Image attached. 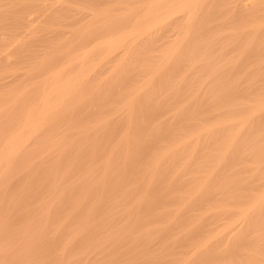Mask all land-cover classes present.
Returning a JSON list of instances; mask_svg holds the SVG:
<instances>
[{
    "label": "rangeland",
    "instance_id": "374dc122",
    "mask_svg": "<svg viewBox=\"0 0 264 264\" xmlns=\"http://www.w3.org/2000/svg\"><path fill=\"white\" fill-rule=\"evenodd\" d=\"M80 1L81 0H72V1L71 0H63L62 9L65 8V5L66 6L68 5L69 9L71 8L70 10L66 7L65 8L66 10H64V14H63V10L62 11L58 10L57 13H55L56 10L53 11L54 13L52 12V10H48L50 13H48L49 15L45 16V18H44V19H46V18L47 19L44 21V19L42 18L41 20H43V21H41V20L35 21V24L32 25V27H33L32 29H30L31 26L25 27V25H23L25 28L23 26H18V28H17V26L15 27V24L13 25V22L12 23L10 22V21H12L10 19L14 18L12 16H14L15 13H13V15H12V13H10L12 15L11 16L8 14L7 8H6V10L4 9L5 7L1 8V10L2 11L4 10L5 13L7 11L8 16L7 15L6 16L11 17V18L10 19L7 18V21H6L5 20L6 16L3 17L5 21H1L3 23L0 22V33L2 32L3 33L2 35L5 34V37L6 38L8 37L7 40H12V43L14 42L13 44H15V42H16L15 47L12 44V47L14 48V50L16 52L14 53V55H12L13 58L10 57L11 61L10 60L5 61L4 58H3V60L0 59V66H1L0 67V82H1L0 83V142L1 143H2V139L4 140V138L6 136H8L11 131L13 132L14 130H16V128L19 125L18 123H20L22 115H24L25 112L28 110V109L26 110V107L29 108V107L35 106L36 105L35 103L38 102L41 95L45 92L44 90L47 91L49 84L48 85L45 84V86L46 85L48 86V87L47 86L45 87L42 83V79L45 78L42 76V74H43L42 70L44 68V64H46V62H48V61L50 62V60H54L57 53H58L57 56H59L60 54L62 56L65 53H67L68 50H70L69 49L70 44L68 45L67 43L69 42V40H71V38L75 37L74 32L75 33L77 32L76 36L79 35L84 30L83 29L84 26H86V24H89V22L91 21L90 17H86V19H83L85 21L78 23V25L77 24L76 25L70 24L71 27L64 26V25H66L64 23H66V22L70 23V20H71L70 18H72L73 12L77 11L78 13L82 12L81 13L82 15L84 13L86 14L87 9L86 8H84V9L80 8V6L83 5V2L81 1L82 3H80ZM76 7L80 8L79 11L77 10L78 8H76ZM168 8L166 7V9H165V7H164L162 10L167 11ZM72 9H75V10H72ZM134 9H135V12H133L132 10L128 11L129 14H132V17H135L136 13L138 12V8H134ZM80 10H83V11H80ZM59 11H61V12H59ZM170 11L172 13H170L168 15L166 14L167 16L166 15L164 16L163 23L165 21L168 23V21L170 20L169 17L170 16H171V18L173 17V8ZM128 13L126 12L125 14L124 13L123 14L125 16H128ZM33 14L31 16H33ZM66 14H71L72 16L70 15V17H69V15H66ZM50 15H51V17H50ZM55 15L58 17H56ZM61 15L62 16L66 15V17L68 16V18H66V17L64 18ZM233 15L235 16L236 13L235 14L230 13L228 15H226V14L223 15V17L225 18L223 20L227 24H229L230 26H234L236 24L239 26V25L250 24V23L256 24L258 22H261V23L264 22V18L258 19V17H254V15L248 16L245 13L244 14L241 13L240 15H238L237 19H235L237 16L234 17ZM243 15H245V16L247 15L249 18L250 17L251 18L250 19L246 18L247 16L245 17ZM75 16L79 17L77 14ZM240 16H242L243 19ZM132 17H130V15H129V19H131ZM226 18L227 19L229 18V19L227 20ZM166 19H168V20H166ZM230 19H231V21H230ZM238 19H240V20L237 21ZM86 20H89V22L87 23ZM232 20L234 21V23ZM83 22H85L86 24L84 23L82 25ZM214 22H216V21H214ZM8 24H10L11 26L10 25L7 26ZM164 24L161 25L162 27L159 26L157 28V32H156V27H153V28H151V30L149 29V32L145 33V36H147L151 32H154V33L156 32L157 41L155 42L154 46H152V47L151 46L146 47V45H144V49H146L147 52L144 54V56L142 54L141 57L139 56V54L138 55L136 54L138 57L136 58L134 56L135 60H136V62H134V63L132 62V61H135L134 57H130V55H132V56L134 55L133 47L136 45V43L134 45L133 42L129 43L126 47L121 49V51H123V53L125 54V57H123L124 58L123 59L122 56H124V54H122L119 57L118 61L116 60L117 61L116 63H113V61H115V60H113L114 58H112V57H114V54L111 53L108 55L109 57L107 56V53H109V51L107 50L108 49L107 45H106L107 48L103 50L104 53L102 51V46H103L102 44H101L102 46L100 45L101 48H98L99 50L97 49V50L93 51L92 56L89 55V57L87 58V62H90L92 57H93V59H92L93 61L91 60V62H96L97 59H98V62L100 61L99 63L96 62L97 65H96V63H94V64H92L91 62L88 63V64L94 65L96 72L98 70L99 73L97 72V74H93V76H95L96 79L94 78L95 79L94 80L90 77V79H91V81H90L89 76H88V78H87L88 80H87L86 86H85L86 88L84 87V85H83V87L85 89L82 87L84 90L82 88H80V90L82 89V91H79V92H82V94L79 93L76 96L72 97L71 100L68 99L69 103L67 102L68 105L66 104L65 108L69 107L70 110H68V112L66 113V110L63 109L64 112H61L62 111L61 110L60 113H58L57 115L54 116L55 118L53 117L51 119V121H50L51 126L49 129L54 130L56 128L57 131L51 130L53 132V133H51L50 130L48 129L45 132V135L43 134L42 136L39 137V140H37V142L35 143L36 146L34 145L35 147L33 146L34 148H32V150L35 149L36 152L37 151L39 152V150H36V147H38L37 149L40 148L41 153L42 152L48 153L49 155L47 154V156L44 155V153H43V156L45 159L49 156H53L54 153L57 156L59 154L58 151L55 152V150L51 149L52 147H51L50 143L57 142V141H59V142L70 141V140L72 141L74 139L78 140V138H80V136L76 137V138H75V136H77L79 131H81V127L82 128L87 127L86 129L84 128L85 130H87L88 128H89L88 129L89 131L91 129L93 130V133H91L92 130L90 131V134L88 135V137L94 136L93 134L98 135V133L100 132V134H101L100 136L102 138H105L104 140L108 141V144H112L115 141L117 142L120 139V137L122 136V134H124L125 132H128V130H130V131L132 130L130 127V123L132 122V120H129V118L133 119V121H136V120H139V119H137V116H138V118H140L142 116L140 118V121L145 120L144 111L146 110L147 107H151L154 110L153 115L155 117H153V118L155 120H153V124L154 123L158 124L161 122V120H162V122L160 124L168 123L167 122L168 118L170 120L172 119V121H170L171 124H176L180 127H181V125L183 127L186 123H188L189 125L188 124H186V125H188L189 128H192V129H190L189 131H188V129L185 130L184 132H186V133H188V132L192 133L195 130H198L203 125L215 124L218 120H225V119L230 120L231 119L233 124L235 125V127L233 126L234 127L233 129H235V131H238V133L241 132L240 134L242 136H244L243 137L245 139L244 141H247L248 144L245 146L244 150L242 151L241 158L239 160H234V162H231V163L228 162L229 164H227L226 165L227 167L224 168V170H226V169L231 170V168H228V166L232 167L235 164V167L234 168L232 167L233 169L231 170L234 172H228V174L225 175V177H226L225 181H224V179H219L218 180L219 182L217 181V186H215L217 194H221V192L223 191L224 188H225L224 191H226V192L223 191L224 193L221 194V196L220 195L218 196L219 197L218 200H214V201H212V203L205 204V206L202 209H198V207H197L198 205L197 206L195 205L196 208L194 206V208L192 210H190L193 207V205L195 204V202H194L195 199H193V198H195L194 195H196L194 192L195 191L194 189L195 188H196V190L198 189L197 185H199V183L202 182L201 177L204 176V174H205V167H203L204 168L203 169L202 167H200V166L198 167V165H197V163H198L197 160H201V158L199 159L200 150L197 152L198 157L192 158V159H194V161H196L195 165L192 163V165L194 166L193 168H190V166L192 167V165H190V166L188 165V162H189L188 158L182 160L181 161L182 164H181V162L179 163L181 165L178 164V166L176 165L174 167L175 169L173 171H176L177 175L173 176L174 177L173 183L175 182L174 187L177 189H175L173 187V192H174L173 198L171 200H168L164 205L163 204L158 205L155 208V210L157 209L159 212L156 210L154 215L152 213H150L149 206L147 204H148V199L150 197L149 196L150 193L155 189V186H156L155 183L156 182L150 181V179H151L150 177L152 175V172L150 170L145 169V167L143 165H141L142 168H140V170L133 171L129 168V166L125 165L122 160L121 161L118 160V161H116L117 162L116 165L118 166V168L114 169L112 174L110 173V176H109V182H110L109 184L112 186V189H111V193H109V195L107 197L105 196L106 193L104 194V197H103V195L101 197V196H99L100 193L97 194L95 191H93V192L90 190L85 191V189L88 185L87 183L91 182V180H89V179L97 178V177L99 179L104 173L103 172L104 168H103L102 164L105 163L106 159L108 158V156L110 154L109 148H105L102 150V152L101 151L97 152V156H91L90 155L91 156L90 157V156H88L89 154L85 155L87 157L85 158V156H84V158H83L84 160L80 161L81 163H78L74 170H72L71 172H67L66 175L63 177L58 176L59 178H61V180L58 183L56 181L55 184L58 187V188H56V190L53 186L55 184H53V185H48V183L43 184V182H41L42 181L41 179H40L41 181L37 183V181H39V179L38 180L35 179V182H36L35 185H37L36 186L37 188L34 187L33 190H29L31 194H29V192H28V195L25 194V195H27L26 197L28 198V201H26L27 199L25 200V195L22 196L21 193H19L20 195L18 194L19 196L17 194L15 195V199L13 198V201H12V204L13 203L14 204L12 205L13 210L11 211V213L7 209L8 211L7 210H6V212L4 211V213L1 214V216H0V221L2 222V224H4V226L1 227L2 224L0 222V229L2 228V230L6 233V234L4 232L0 233V237L1 236L3 237V238L2 237L0 238V242H2V241L7 242V240L9 239V237H8L9 233L8 232H10L11 230H12L11 232L13 235L12 236L13 239H11V241H10L13 244H11L9 241H8L9 244H7L8 242L6 244L4 242H2V244H1L3 246L4 250L8 249L9 251L8 250H7V252L3 251V250L1 251V254L3 253L2 255L4 256L6 253V256L2 257V259H1L2 255L0 254V263L6 264L8 262V264H90L93 262L96 263V261H97V262H99V264H159V263L160 264H196L197 259L198 260L200 259L201 254H203V256L206 254V253H204V251H206L208 253H210L211 250L216 251L217 253L220 251L221 253L223 252L222 255L224 254V252L227 253L229 250V247H230L229 246L230 243H232L234 240H236L238 238V236H240L242 234V232L245 229H247L245 227L246 222L244 220V217L239 212H240V210H242L246 206L253 204V201L255 200L256 197L264 194V119H263L264 117H262V115L264 114V110L257 112L254 116L252 115V117L249 119V121L247 123H243V118H245L247 115H251L252 112L254 111L255 106L258 104L259 101H261L260 99L262 97H264V87H263L264 85H261V83L264 84V81H263L264 80V71L261 74H258V75H260L259 77L261 78V82H260V79L254 78V76H252V74H248V76H247L248 78L250 76H252V78L255 79V81L257 80L258 83L255 84L256 89H255V87H254V89H252V88L250 89L253 92H251L247 89L245 92V89L243 88L242 85H244V87L246 86V83L248 80V79H246L247 78L246 75H244V77H243L240 74H238V75L233 74L234 72H232V71H231L232 73H227V74H223V75L220 74L221 72L220 73L218 72V73H215L216 74L215 75L212 72H210L208 70V68L201 67V65H204V63H205L204 61H199L198 62L199 68L192 71L193 73L191 71L190 72L188 71L191 76L188 75L189 73L186 74L184 70L182 71V73H185V75L181 76L182 74L179 73L180 77H185L184 80L186 81V82H182V81L180 82V86L182 88L179 87V85H178L179 84L178 81H180V80H177V83L175 82L176 77H174L175 81L173 80L176 83V85L174 82H171L170 83L171 87H167V85L169 83L168 84L162 83V80L160 78L163 79L164 76L168 77L171 74L168 75L166 72L163 77L161 75L157 76V74H155V77H153L155 72H153V75L151 74L152 73L151 69L154 68V66H156L155 68H158L159 65L161 64V61H162L163 56H164V55H162L163 54L162 52L165 50L164 52H166V54H167V53L173 51V46H172L173 45V25L170 24L169 26L165 27ZM3 25H5L7 27L4 28ZM61 25H63V26H61ZM67 25H69V24H67ZM73 25L75 26V28L72 27ZM59 27H60V29H59ZM78 28L80 30L82 29V31H80ZM248 28H250V27H248ZM57 29L59 31L62 30L63 32L68 31V29H69V31L67 32L68 36L66 33V37H65L66 39L64 38V35L59 40H55V38H53V35H55L56 32L55 33L53 32L54 34L51 32L53 34L52 35V34H50L49 31H52V30L57 31ZM86 30L88 31L89 27ZM13 31H15L18 35L17 34L14 35ZM78 31H80V32H78ZM261 31L262 32H259L256 35L255 42L257 41V43L259 44L260 39H261L262 43H260V44L264 45V42H263L264 41V35H263L264 33H263V30H261ZM98 32L94 31L92 34H97ZM19 34H22V35H19ZM49 34L52 35V40L50 41V39H49L50 42L49 41L47 42L45 40L47 39ZM26 35H28V36H26ZM69 35H71V37ZM41 37H45L44 38L45 42L43 41V38H41ZM54 37H56V36H54ZM19 38H20V40L18 42L17 40ZM57 39H58V37H57ZM60 40L62 43L60 42ZM57 41H59V43H56ZM20 42L23 43V45H22L23 48H22V46L20 48V45L22 44V43L19 44ZM17 43H18V45H17ZM33 43H35L36 45L35 44L31 45ZM39 44H41V45H39ZM43 44H46V46ZM33 46H35V48H33ZM37 46H39V48ZM60 46H61V48H60ZM130 46H133V47H130ZM28 47H31V49ZM104 47H105V44H104ZM170 47L172 48L171 50L168 49ZM19 48H20L21 52L19 50H16ZM21 49H23V50H21ZM129 49L132 51H129V53H128L127 51ZM134 49H136V48H134ZM35 50L38 51L40 54H42L44 52L46 53V54L40 56V58L42 59L41 62H43L42 63L43 65H40L39 63H37V64L35 63V62H40L39 58H34V56L36 54L35 55L32 54V52ZM52 50L54 51V53ZM59 50L62 53L59 52ZM23 51H24V53H23ZM55 51H56V54H55ZM125 52H127V54ZM52 55L55 57H51ZM93 55H95V56H93ZM101 55H103V56L101 57ZM110 55H112V57ZM18 56H20V57H18ZM139 57L140 58L143 57L142 58L143 61L141 59H140L141 61L140 60L137 61L139 59ZM158 57H160V58H158ZM120 58H122V59L120 60ZM127 58H130V60H132L130 62L133 63L132 64L133 67L129 65V63H130L129 60H127V61L125 60ZM103 59L105 61H101ZM108 59L110 61L112 60L111 61L112 63L106 61ZM159 59H160V61H159ZM23 60H24V62H23ZM55 60L57 61L56 58H55ZM144 60H145V62H144ZM59 61H61V59ZM59 61H57V62H59ZM125 61L128 64V68L126 66H124L126 68V70L124 67L122 70H120L121 69L120 67H122L124 65ZM157 61H159L158 62L159 64L157 63ZM259 61L260 60H258L257 62H259ZM103 62L104 63L106 62V63L104 64ZM237 62L239 63V61H237ZM27 63H30V64L27 65ZM35 64L39 65L40 67L43 66L41 68L42 70L40 69L39 66L38 67L35 66ZM48 64L51 65L50 63H47V65ZM53 64H55V63H53ZM98 64L102 68L100 66H98ZM106 64H107V66H105ZM141 64H142V66H140ZM245 64H247V62H245ZM251 64H254L253 68H256L255 62L251 63ZM259 64H260L259 66L261 68L257 69V70H259V71H262L261 69L264 70V67H263L264 66L263 65L264 59H263V61L261 60L259 62ZM52 65H51V67L50 66L49 67L47 66V67L49 69H51ZM95 66H97V68ZM108 66H109L108 70H105V69H107ZM110 66H112V67L110 68ZM129 66H130V68H132V69L135 68V69L130 70ZM144 66H145V68L143 69ZM151 66H153V67H151ZM36 67H37V70L38 69L40 70V71L38 70L39 72L35 69ZM257 67H258V65H257ZM94 68H93V70H94ZM112 68H114V69H112ZM99 69H100V71H99ZM115 69L116 70L118 69V70L116 71ZM123 70H125L126 72H123ZM148 70L151 72H149ZM130 71H132V72H130ZM139 71H142L144 74V76L141 78H140V76H142L143 74H142V72H139ZM94 72L95 71H93V73ZM134 72L137 74H135ZM91 73L92 72H90V74H89L90 76L92 75ZM117 73H118V75H119V73L122 74V76H120V78H119ZM125 73L126 74L128 73V77H129V75L134 74L132 77H134L135 79L129 78V79H132V82H130V86H128L129 84L126 82V85H125V83L123 85V86H125V87H123V88H125L124 89L125 91H123L124 93L120 92V91L118 92V90H115V89H118L119 87H120L119 90H121V91L123 90V89H121L122 88L121 85L119 86L118 81H121V79L123 80V77H127V75ZM145 74H148V75L145 76ZM207 74H209V75H207ZM43 75L45 76V74H43ZM64 75L68 76L69 73L66 72L62 76V79L66 80L67 76L64 77ZM115 75H117V76H115ZM186 75L188 77H186ZM114 76H115V79L119 78L120 80L118 79L116 82V80L114 79ZM149 76H152V77H149ZM159 76H161V77H159ZM146 77H149V78H146ZM217 77H219V78H217ZM145 78L149 79V80H151V78H152V80H154V81L156 78L157 79L159 78V80H156L157 82L152 81L151 85H152V87L155 85L157 86L159 84L161 86L164 85L163 89L162 88L159 89V92L161 89L163 91L160 92V94L158 93L157 95L159 97V95H161L162 93L163 94L161 95V97H159V100L157 99V97L156 98L154 97L153 99H155V100L157 99L156 100L157 103L161 100L164 103L166 101L167 104L166 103L165 104L167 106L162 104V102H160V107H159L160 110H158L159 105L152 107L153 105L156 104V102H154V100L151 99V96L150 97L148 96L149 94L146 92L147 88L144 89V87H143V85L146 86L145 82L147 80ZM187 78H189V80ZM250 78H249V80L252 81L253 79L251 80ZM129 79H128V81H130ZM144 79L146 81H144ZM111 80H112V82H111ZM113 80H115V81H113ZM134 80H136L135 83H133ZM137 80H139V81H137ZM143 81H144V84H143ZM188 81H191L190 82L191 84H188L187 83ZM228 81H229V83H228ZM231 81L233 82V84L231 83ZM242 81L243 82L246 81L245 84ZM250 81H248V82H250ZM32 82H34V83H32ZM97 82H99V83H97ZM100 82H102V83L100 84ZM115 82L117 84H114ZM200 82H202V83H200ZM224 82L226 83L225 86L230 84L229 89L227 88L229 85L227 87H225ZM238 82H240V83H238ZM94 83H96L95 86H98L97 87L98 88L97 93H96L97 88L94 91V88H95ZM110 83H113V85ZM155 83H158V84H155ZM237 83L239 85H237ZM3 84L4 85L6 84V85L4 86ZM32 84H34V85H32ZM38 84H39V86H38ZM107 84H110V85H107ZM100 85H102V87L104 86L103 88L105 90ZM111 85H112V87H111ZM190 85H191V87H189ZM231 85H233L232 87H237V89L234 88V90H231L232 89ZM248 85L249 84L247 83V86ZM259 85H260V87H258ZM108 86H110L111 88ZM113 86L114 87L119 86V87L114 88ZM175 86L178 87V89ZM126 87H130V88L126 89ZM137 87H139V88L136 89ZM132 88L134 90H132ZM226 88L228 89V91L225 92V90H227ZM21 89H22V91H24V94L22 95L21 99L17 103L18 105L16 104L17 106L15 105V107H13V108L12 107L7 108L8 105L6 104V102H7L6 99L9 98L8 94L11 93L10 95H12L13 94L12 91H14V93L15 92L17 93V92L21 91ZM110 89H112L111 93H109ZM186 89H188V90L192 89L191 91L189 90L191 93V96H190V93L188 90L187 91L189 93V96L188 95H187V97L185 96L187 94ZM106 90H107V92H106ZM129 90H132V91H129ZM171 90H174V91H171ZM87 91H88V93H91V91H92L91 95H93L95 97L92 98L93 96L91 97L90 94H88V98H90L88 100V98L86 97L87 93L85 94V92H87ZM101 91L105 92V93L103 94V93H101ZM115 91H116V93L118 92L119 94H116ZM130 92H132L134 94H129ZM141 92H142V94H140ZM178 92H180L182 95L177 94ZM197 92H198L199 97H200L199 98L197 95V98H199V99L194 97V95H196ZM221 92H222V94H221ZM223 92L226 94L224 95ZM227 92L229 93V95ZM28 93H29V95H28ZM83 93L85 94V96ZM168 93L171 95H169ZM101 94L104 95L105 97L102 96ZM100 95L102 96L101 98H102L103 102L101 101ZM107 95L109 98H111L112 96H114V97L117 96L116 97L117 99L116 98L109 99L107 97ZM126 95L129 97V99L125 98ZM132 95H133V97H132ZM144 95L145 96L147 95L146 97H149V100ZM123 96H124V98H123ZM162 96H163V98H162ZM164 96H166L167 98L164 99L165 98ZM78 97L80 99V102H79ZM82 97L85 98V101L82 100L83 99ZM98 98H100L99 101H98ZM179 98H182L183 100L182 99L180 100ZM193 98L196 100L193 101ZM225 98L226 99L229 98V99H227L228 101ZM108 99H109V102H108ZM115 99H116V101H114ZM124 99H125V102H123ZM135 99L137 100L138 105H136V103L134 104V106H135V109L133 112L134 115H132L133 117H130L131 113L123 112V111L128 110V101H135ZM163 99H164V101H163ZM223 99H225V100H223ZM126 100H128V101H126ZM143 100L144 101L146 100L145 103H141V101H143ZM263 100H264V98H263ZM90 101H94L95 105L90 104ZM100 101H101V103H99ZM148 101H150L149 105H146V104H148L147 103ZM182 101H184V102H182ZM185 101H187V102H185ZM190 101L194 104V105H192V106H194V108L191 107L192 103H190ZM200 101H203V104H199V103H202ZM70 102H72V103L70 104ZM77 102H79L80 104L82 103V105L77 104ZM168 102L169 103L171 102V103L169 104ZM96 103L98 105H96ZM105 103H106V105H105ZM123 103L124 104L126 103V104L124 105ZM151 103H153V104L151 105ZM188 103H190V105ZM197 103H198V105H197ZM33 104H35V105H33ZM143 104H145L147 107ZM195 104H196V107L199 106V108L197 107L198 111H197V108H195ZM226 104L228 106H226ZM101 105H103L104 107ZM181 105L184 108L186 107L185 110L193 108L192 110L190 109V111H194V112L197 111L196 113H198L199 117L197 118L198 115H195L196 113L193 114V112H188V113H192L194 116H196V117H194V119L192 118V116H193L192 114H188L191 118H189V116H187V115H183V111H184L183 109L184 108L181 109L182 108ZM184 105H189V106H184ZM98 106H101L102 108H100ZM136 106H140V107H137V110H136ZM201 106H202V109H200ZM163 107H165V108H163ZM175 107H178V108L181 107L180 110H182V111L178 110V108H175ZM187 107H190V108H187ZM23 108H25V109H23ZM98 108H100L101 110ZM141 109H144V110L141 111ZM77 110H79V111L77 112ZM139 110L141 111V113H139L140 112ZM155 110L156 111L158 110V111L156 112ZM75 111L79 114L81 113L79 116V117H81L80 124L77 123V122H79L80 118L78 120L76 119L77 121L74 120V118L78 117V115H79ZM187 111L188 110H186L184 114H186ZM14 112H15V114H14ZM122 112L124 115L122 114ZM155 112L157 113V116L159 115L160 119H158V121L160 120V122L157 121L158 117H156ZM179 112H181V113L179 114ZM260 112L262 114H260ZM258 113L260 114V116ZM59 114H63V116L61 115L62 118ZM135 114H136V116H135ZM56 117H57V119H56ZM69 117H71V118H69ZM126 117L128 118L129 121H127ZM187 118L189 119L190 123L188 122ZM195 118H196V120H195ZM199 118H200V121L198 120ZM59 119H60V121H59ZM72 120H74V121H72ZM55 121H59L58 122L59 124ZM105 122H107V123H105ZM173 122H175V123H173ZM53 123L55 126H53ZM196 123H197V125H196ZM191 124H193V126H190ZM92 126H93V128H92ZM90 127H91V129H90ZM98 127H99V129H98ZM83 130L80 132L82 134L81 136H83L86 139H92L93 138V137L87 138L86 135L89 131L88 130H87L88 132L84 131V134H83ZM77 131H78V133H77ZM48 133H50L51 135ZM61 133H63V134H61ZM157 134L156 133L152 134V135H154L155 138L153 136L152 137L156 141H157V138L161 139L160 137L162 136L161 132H160V136H158ZM106 135H108L110 137H108ZM44 137H45V139H44ZM47 137H48V139H47ZM51 137H57V140H54ZM204 137H206V139L204 138L203 140L201 139V141H200V142H202L201 145L202 144H204V145L200 146V147H205V144L209 147L210 144H212V140H213V147L211 148L212 145L209 148L206 146L204 149L201 150L202 154L200 156L203 157L205 155L204 158H202V159H204V160H206V159L211 160L212 159L213 161L210 163L211 164L215 163L218 160L220 154H222V152H223L222 148L224 147L223 145L225 144L224 141H226L229 138L227 137V135H224L222 137V134L219 135L218 138L215 137V139L212 136L208 137V135L204 136ZM218 139H221V141ZM207 140H210V141L207 142ZM39 141H41V144ZM164 141H166V140H164ZM164 141L163 140L157 141V143L158 144L160 143L162 145L165 143ZM217 141H218V143H217ZM43 142L46 144L45 148H47V149L43 148V146L41 147ZM47 142H49L50 145L49 144L47 145ZM176 142H178V141L173 139V143H176ZM223 142H224V144H223ZM1 143H0V145H1ZM37 144H39L40 146ZM218 145H222L223 147L219 146V148L217 150L216 146L218 147ZM214 147H215V150H212ZM43 149H45V150H43ZM48 149H51V150H49L48 152H45ZM261 149H262V151H261ZM34 154H36V153H34ZM31 155L33 156L32 153H31ZM69 155H71V154H69ZM69 155L65 154V155H63L62 158H68ZM105 155H106V157H105ZM29 156H30V154H29ZM261 156H262V158H261ZM28 158L29 157L27 155L26 159H28ZM66 160L68 161V159H63V161H66ZM118 163H120V164H118ZM93 165H95V167ZM187 165L189 168L188 169L184 168V167H187ZM17 166L18 165H15L13 172L11 171V173H9V174H10V176H12L13 181H16V183H17L16 184L14 182V184L17 185L15 187L19 189L17 192H20V191L22 192L21 188L27 187V186H25L26 184L27 185L33 184V179H31L30 174H28L27 171H22V168L20 169V167L18 166L19 167L18 168ZM190 169H192V170H190ZM76 171H78V172H76ZM226 173H227V171L224 174H226ZM229 173H231V174H229ZM180 176H181L182 180H180ZM175 177H177L179 179H177ZM79 179H81V180H79ZM86 179L88 180V182ZM191 179H193V180H191ZM232 179L235 181H233ZM228 180H230L229 182H231V181H233V182H231V184L229 185L226 183V181H228ZM177 181L179 183H177ZM186 181H187V183H185ZM235 182H238V183L240 182V183L236 185ZM232 183H234V185ZM184 185H186V186H184ZM194 185H196V186H194ZM182 186H184L185 189L181 188ZM235 186H237V187H235ZM180 188H181V190H180ZM65 189H67L66 191H64L65 194H62V193L60 194V191L65 190ZM182 189H184V190H182ZM229 189H231V190H229ZM38 190H39V192H37ZM176 190L178 192H175ZM32 192H34V194ZM58 193L60 194L61 199H60ZM225 193H227V194H225ZM233 193L238 194L239 197H241V199L238 197L237 200H235L236 199L235 198V199H231V200L227 201L225 198L230 197V195H233ZM190 194H193V195H190ZM83 195H84L85 199H84ZM191 196H193V197H191ZM19 198H21V199H19ZM23 199L25 200V202ZM191 199H193V200H191ZM22 200H23V202H22ZM82 200H83V202H82ZM75 201L76 202L81 201L82 203L79 204V203H76ZM18 202H20V203H18ZM101 202H102V204H101ZM27 203L29 206L27 205ZM222 204H224L225 206L222 207L223 206ZM189 206H191V207H189ZM8 207H10V206H8ZM87 207H91L92 210L95 209V211H93L91 214H89L87 212ZM187 207H188V210H187ZM165 211H167V212H165ZM187 211H188V213H187ZM7 212H9V214ZM162 212H164V213H162ZM169 212L170 213L172 212V213L169 214ZM203 213L205 214V216ZM10 214H12V216H10ZM63 215H65V216L68 215V219L66 220L67 226H59V224L57 223V220H59L58 217L64 218L65 216L63 217ZM169 216H171V217H169ZM260 216L262 218L261 217H258V218L263 219L264 213H263V215H260ZM2 217H3V220H2ZM5 217H6V219H5ZM170 218H173V219L170 220ZM11 219H12V221H10ZM77 219L78 220L80 219L82 222L85 221L86 223L87 222H89V223L83 225V227L81 228V227H79L80 225H78L75 222V220H77ZM53 222H55V223H53ZM7 225H8V227H7ZM51 226H54V227L51 228ZM257 228H258L257 226L256 227L254 226L253 229H249L248 232H249V235L251 238H253V239L257 238L259 240V242H260L259 246H260L261 250H263L261 252H264V247H262V246H264V239L262 240V238H264V228L263 229H257ZM80 229L82 232L79 231ZM7 230H10V231H7ZM76 230H77V233L80 232V234L78 233L76 235L74 233ZM133 230H134V232H133ZM3 233L7 236H5ZM94 235L96 238H98V240H96L97 242L92 240V237ZM106 237H107V239H106ZM232 238H234L233 241H232ZM14 240H15V242H13ZM261 243H263V244H261ZM3 244H5L6 247L8 245L9 247L4 248L5 246ZM215 246L217 249L215 248ZM10 250H12V251H10ZM226 253L224 254L226 256V258H223L221 260L214 261V262L213 261H205L204 264H225L229 258V257H227ZM262 254H263V259H264V253H262ZM262 254H261V256H262ZM9 255H11L9 257L10 258L9 260H10V262H13V263H9V260H8ZM5 257H7V261H6ZM153 257H155L154 260L152 259ZM4 258H5V260H4ZM260 264H264V260H263V263H260Z\"/></svg>",
    "mask_w": 264,
    "mask_h": 264
},
{
    "label": "bare ground",
    "instance_id": "6f19581e",
    "mask_svg": "<svg viewBox=\"0 0 264 264\" xmlns=\"http://www.w3.org/2000/svg\"><path fill=\"white\" fill-rule=\"evenodd\" d=\"M81 1L83 2V5L80 6V8L81 9L82 8L83 9L86 8L87 9L86 14L84 13L82 15L81 14L82 12L78 13L77 11H76L77 13L73 12V16L71 14H66V15H69V17L71 15L72 18H70L71 19L70 23L65 21L66 23H64V24H66V25H64V26L71 27L70 24H75V25L77 24L78 25V23H81L82 21H85L83 19H86V17H90L91 19L90 18L89 19L91 21L89 22V20H86V22L87 23L89 22V24H86L85 22L82 23V25L85 23L86 26H84V28H83L84 30L83 31H82V29L80 30L78 28L80 31H82L79 35L76 36L77 32L76 33L74 32V36L76 38L75 37H73L74 39L71 38V40H69V42L67 43L68 45L70 44V46H69L70 50H68V52L65 53L66 55L64 54V55L61 56V54H60L59 55L60 57H59V56H57L58 53L56 54V51H55L56 57L53 56L54 54L51 56V57H55L57 59V61H59L60 59H61V61L57 62L55 60V58H54V60H50V62L49 61L46 62V64H44V68L45 69L43 68V70H42L41 68L43 66L40 67L39 65H36V64L39 63L40 65H43L42 64L43 62H41L42 59L40 58V56L44 55L46 53L44 52V53L40 54L36 50L32 52V54H34V55L36 54L37 55V56L35 55L36 57L34 56V58H39L40 59L39 61L41 62V63L40 62H35L36 63L35 66H37V67L39 66L40 69L43 71V74H45V76L42 74V76L45 77V78L42 79V83H43L44 86H45V84H47V85L49 84V87L46 85L48 87L47 91L44 90L45 92L41 95V97L39 98L38 102L35 103L36 105L33 104L35 106L29 107V108L26 107V110L27 109L28 110L25 112L24 115H22L20 123H18L19 124L18 127L17 128L15 127L16 130H14L13 132L11 131L10 134L4 138V140L2 139V143L0 142L1 143V145H0V192H1L0 193L1 194L0 195V216H1V214L4 213V211L6 212L7 209L11 213V211L13 210V206L12 205L14 204V203L12 204V201H13V198L15 199V195L16 194L18 195L19 193H21L22 196H24L25 194L28 195V192H29V194H31L29 190H33L34 187L37 188L36 187L37 185H35L36 184L35 179H37V180L39 179V181L36 180L37 183L42 180L41 182H43V184L48 183V185H53V184L56 183V181L58 183L61 180V178H59V177H63V176L66 175L67 172H71L72 170H74L75 167L77 166V164L81 163L80 161L84 160L83 158H84L85 155L89 154L88 156H90V155L91 156H97V152H100V151L102 152V150L105 149V148H109L110 154H109V156L107 155L108 158L106 159L105 163L102 164L103 168H104V171H103L104 173L99 179H98V177L89 179V180H91V182H89V183H87L88 180L86 179L87 180L86 183L88 185H87V187L85 186L86 187V189L84 188L85 191L86 190L87 191L90 190L92 192L95 191L97 194L100 193L99 196H101V197H102V195L104 197V194L106 193L105 196L107 197L109 195V193H111V189H112V186L109 184L110 183L109 182V176H110V173L112 174L114 169L118 168V166L116 165L117 164L116 161H118V160H120V161L122 160L123 163L125 165L129 166V168L131 170H133V171L140 170V168H142L141 165H143L145 167V169L150 170L152 172V175L150 177L151 178L150 181L156 182L155 183L156 184L155 189L150 193V195H149L150 197L148 199V204H147L149 206L150 213H152L154 215L155 211L157 210V209L155 210V208L158 205H160V204L164 205L168 200H171L173 198V193H174L173 192V187L175 186V184H174L175 182L173 183V180H174L173 176L177 175L176 171H173L175 169L174 167L176 165L178 166V164L182 160H184L186 158L189 159V162H188L189 166L192 165V163L195 165L196 161H194V159H192V158L193 157H195V158L198 157L197 156V152L199 150H200V155H201L202 154L201 150L204 149L207 146L205 144V147H200V146L204 145V144L201 145V143H202V142H200L201 139L202 140L204 138L206 139V137H204V136H207V135H208V137L212 136L215 139V137L218 138L219 135L222 134V137L224 135H227V137L229 139L224 141L225 144L223 142V144H224L223 146L224 147L222 145H218V147L216 146L217 150H218L219 146H222L223 147L222 148L223 152H222V154H220L218 160L215 163L211 164L210 162L213 161L212 159L211 160L210 159L209 160L208 159L204 160L202 158H204L205 155L203 157L199 155V159L201 158V160H197V162H198L197 165H198V167L199 166L202 167V168L205 167V174H204V176L201 177L202 178V182L199 183V185H197L198 189L197 190H196V188L194 189L195 190L194 192L196 194V195H194L195 198H193V199H195L194 200L195 204L193 205V207L190 210H192L195 205L196 206L198 205L197 206L198 209H202L205 206V204H209V203H212V201H214V200H218L219 199L218 196L219 195L221 196V194H223L226 191H224L225 190V188H224L223 189L224 192L220 191L221 194H217L216 189H215V186H217V181L219 179H224V181H225V179H226L225 175H227L228 172H234V171H231V170L235 167V164H234V166L231 165L233 168L228 166V168H231V170L228 169L229 171L227 169L224 170V168L227 167L226 166L227 164H229L231 162H234V160H239L241 158L242 151L244 150L245 146L248 144L247 141H244L245 139L243 138L244 136H242L240 134L241 132L238 133V131H235V129H233L235 127V125L233 124L231 119L230 120H228V119L218 120L215 124H212V125H203L198 130H195L192 133L184 132L187 129H188V131L190 129H192V128H189V126H188L189 124L188 123H186L188 125L185 124L186 126L184 125L182 127V125H181V127H180V126H178L176 124H171L170 121H172V119L170 120L168 118L167 119L168 123L160 124L162 122V120H161V122H160V120L158 121V119H160V117H159V115L157 116L156 112L158 110H160L159 107H160V102H162V100L159 101L158 103L156 102V100L157 99L159 100V97H161V95L163 94L162 93L161 95H159V97L157 95L158 93L160 94V92L163 91L162 89L164 88V85L161 86L159 84V85H157L158 87L155 85L158 89L155 86L152 87L151 82L154 81V80H152V78H151V80L146 79V78H149V77H152V76L146 77L145 79L147 81L144 79V81H146L145 82L146 86L143 85V87H144V89L147 88L146 92L149 94L148 95L149 97L151 96V99H153L154 97L155 98L157 97L156 100L153 99L154 102H156V104L153 105L152 107L159 105L158 106V110L157 111L155 110L156 111L155 115H156V117H158L157 121L160 122V123H158V124L154 123L153 124V120H155L153 118V117H155L153 115L154 114V110H153V108L146 106V105H149L150 101H148L147 102L148 104H146V105L143 104V105H145L147 107L146 110L144 111L145 120L144 121H140V118L142 116L140 118H138V116H137V119H139V120H136V121H133V119L129 118V120H132V122L130 123V127H131L132 130L131 131L128 130V132H125L124 134H122V136L120 137V139L117 142L113 141L114 143L108 144V141H105L104 140L105 138H102L100 136L101 135L100 132L98 133V135L100 137L98 135H96V134H93L94 135V136H92L93 138L92 137H88V135L90 134V131L92 130L91 127H90V129H91L90 131L88 130L89 128L87 129L89 132L87 130H85L87 127L86 128L84 127L85 129L81 127V131L84 129L83 130V134H84V131H87L88 133H87L86 137L87 138H92V139H86L83 136H81L82 135L80 133L81 131H79L76 128L79 131V133L77 131V133H78L77 136H75V135L74 136H75V138L80 136V138H78V140L74 139L72 141L71 140L70 141H61V142L57 141V142L50 143L51 147H52L51 149L55 150V152L58 151L59 154L57 156L54 153L55 156L52 154L53 156H49V157H47L45 159L44 156H43L44 152L41 153L40 148L37 149L38 147H36V150H39V152L38 151L36 152L35 149L32 150V148H34L36 146L35 143L37 142V140H39V137L42 136L43 134L45 135V132L50 128L51 119L55 115L60 113L61 110H62L61 112H64L63 109L66 110V113L68 112V110H70L69 107H68L69 109L65 108V105L66 104L68 105V103H69L68 99L71 100V98L76 96L77 94H79V93L82 94V92H79V91H82V89L86 86V82L88 80L87 79L88 76H89V79H90V77L92 79L95 78V76H93V74H97L98 70L96 72V70L94 68V65H92V64H94L96 62L99 63L100 61L98 62V59H97L96 62H91V60L93 59V57H92V59L90 60V62L92 64H88V63H90V62H87V58L89 57V55L92 56V52L97 50L98 48H101L102 45H103L102 46V51L104 49H106L107 46H108L107 50L109 51V53H107V56L109 54H111V53L114 54V57H112V55H110V56L112 58H114L113 60H115V61H113V63H116L118 61L119 57L122 54H124L123 51H121V49L126 47L129 43L133 42V44L135 45V43H136V45L134 47L130 46V47H133V50H134V55L133 56L130 55V57H134L135 56L137 58L138 54H139L140 57H141L142 54L144 56V54L147 52V50L144 49V45H146V47L147 46H151V47L154 46L155 42L157 41V34H156L157 28L166 22L165 21L163 23V18H164V16L166 14L168 15V14L172 13L170 11V10H172V8H173V17L171 18V16H170L169 17L170 20L168 21V23L166 22L164 24V26L166 27V26H169L170 24L173 25V45H172L173 46V51H171V52H169L167 54H166V52H164L165 50L162 52L163 53L162 55H164V56H163V59L161 58L162 59L161 64L159 65L158 68H155L156 66H154V68L151 69L152 70V73H151L152 75H153V72H155L153 77H155V74H157V76L161 75L163 77L165 75V73L167 72L168 75L169 74H171V75H169L168 77L164 76L163 79L160 78L162 80V83H167V84L169 83L170 84L171 82L175 81L174 77H176V81L175 82L177 83V80H180V81H178V83H179L178 85H179V87H181L180 86V82L181 81L182 82H186V81L184 80L185 77H180V74H182L181 76H183V75H185V73L187 74L190 71L192 72V71L196 70L197 68H199L198 62L199 61H204L205 63H204V65H201V67L208 68V70L210 72H212L213 74L221 72L220 74L223 75V74L234 72L233 74H236V75L240 74L243 77H244V75H246V77H247L248 74H252V76H254V78L260 79V82H261V78L259 77L260 75H258V74H261L264 70L261 69L262 71H259L257 69L261 68L259 66L260 65L259 62L261 60L263 61V59H264V45L260 44V43H262L261 39H260L261 37L259 38L260 39V43L259 44L257 43V41L255 42V37H256V35L259 32H262L261 30H263V33H264V22H262V23L258 22L256 24H253V23L251 24L250 23V24H244V25H239V26L236 24L234 26H230L229 24H227L223 20V19H225L223 17V15H225V14L228 15L230 13H234V14L236 13L235 16H237V17L235 19H237L238 15H240L241 13H243V14L245 13L248 16L249 15H254V17H258V19H263L264 18V0H115V1L114 0H81ZM81 1H80V3H82ZM62 2H63V0H0V22L1 21H5V20L7 21V18H9V19L11 18V17H7L8 16L7 15V11H8L9 15H11L10 13H12V15H13V13H15L14 16L11 15L14 18L10 19V20H12L10 22L11 23L13 22V25L15 24V27L17 26V28H18V26L25 25V27L26 26H29V27L31 26L30 29H32L33 28L32 25L35 24V21L41 20L42 18L44 19L45 16L49 15L48 13H50V12L48 10H52V12L56 10L55 13H57L58 10H61V11L63 10V14H64V10H66L65 8L67 7L69 9V7H68V5L66 6L64 4L65 8L63 7L64 9H62V6H63ZM164 7H165V9H166V7L167 8L169 7L170 9L168 8L167 11H164V10H162ZM1 8H4L5 10L7 8L6 13H5L4 10L2 11ZM76 8H78V7H76ZM80 8H78L77 10L79 11ZM134 8H138V12L136 13L135 17H132V14H129L128 11L132 10L133 12H135ZM72 10H75V9H72ZM61 11H59V12H61ZM80 11H83V10H80ZM126 12L128 13V16L124 15ZM32 14H33V16H31ZM74 14L75 15L77 14L79 17H76ZM51 15H50V17H51ZM66 15L65 16L61 15V16L65 18ZM129 15H130V17H132L131 19H129ZM4 16H6L5 20L3 18ZM243 16H245V15H243ZM248 16L246 18H249ZM56 17H58V16H56ZM240 17H242V16H240ZM66 18H68V16ZM46 19H44V21ZM168 19H166V20H168ZM242 19H243V17H242ZM239 20L240 19H238L237 21H239ZM41 21H43V20H41ZM214 21H216V22H214ZM230 21H231V19H230ZM1 23H3V22H1ZM233 23H234V21H233ZM10 24H8L7 26H9ZM67 24H69L70 26L67 25ZM3 26H4V28L7 27L5 25H3ZM61 26H63V25H61ZM87 26L89 27L88 31L86 30V29H88ZM72 27L75 28L74 25ZM153 27H156V32L155 33L151 32L149 35L145 36V33L149 32V29L151 30V28H153ZM248 27H250V28H248ZM59 29H60V27H59ZM68 31H69V29H68ZM68 31H64L65 32L64 33L62 30L59 31L57 29V31L56 30L55 31L52 30V31H49V32H50V34H52L53 32L54 33L56 32L55 35H53L54 33L52 34L53 38H55V40H59V39H61V37L63 35H64V38H65L66 37V33ZM80 31H78V32H80ZM94 31H97V32L99 31V32L97 34H92ZM13 32H14V35L17 34L15 31H13ZM2 34L3 33L1 32L0 33V59L3 60V58H4V60L7 61V60H10V57L13 58L12 55H14V53L16 51L12 47V44L14 42L12 43V40H7L8 37L6 38L5 34L4 35H2ZM50 34H49L48 37L45 35L47 37L46 40L44 39L45 37H41V38H43V41L45 40V41L48 42L49 39L51 41L52 40V35H50ZM19 35H22V34H19ZM26 36H28V35H26ZM54 36H56V37H54ZM67 36H68V33H67ZM69 36L71 37V35H69ZM57 37H58V39H57ZM19 40H20V38L17 41L19 42ZM60 42H61V40H60ZM21 43L22 42H20L19 44H21ZM56 43H59V41H57ZM34 44L35 43H33L31 45H34ZM104 44H105V47H104ZM13 45L15 47L16 46V42ZM17 45H18V43H17ZM22 45H23V43L20 45V48H21ZM39 45H41V44H39ZM43 45L46 46V44H43ZM37 47L39 48V46H37ZM20 48L16 49V50L20 51ZM22 48H23V46H22ZM28 48L31 49V47H28ZM33 48H35V46H33ZM60 48H61V46H60ZM134 48H136V49H134ZM168 49L171 50L172 48L170 47ZM21 50H23V49H21ZM129 51H132V50L129 49L127 52L129 53ZM59 52H61V51L59 50ZM127 52H125V53L127 54ZM23 53H24V51H23ZM53 53H54V51H53ZM103 53H104V51H103ZM93 56H95V55H93ZM102 56L103 55H101V57ZM18 57H20V56H18ZM123 57H125V54H124V56H122V58ZM135 57H134V60H135ZM140 57H139V59L137 61H139L140 59L142 60L143 57L142 58H140ZM122 58H120V60ZM158 58H160V57H158ZM104 59L101 60V61H105ZM125 60L126 61L129 60V62L132 61V60H130V58H127ZM256 60L257 61L260 60V61L257 62ZM106 61L111 62L112 60L110 61L108 59ZM159 61H160V59H159ZM159 61H157V63ZM237 61H239V63ZM253 61L256 63V68H253L254 64H251V63H254ZM23 62H24V60H23ZM125 62H124V65L122 67L119 66L121 68L120 70H122L124 66H126L128 68V64H127V62L126 63ZM132 62L134 63V62H136V60L132 61ZM132 62H130L129 65L133 67V65H132L133 63ZM144 62H145V60H144ZM245 62H247V64H245ZM47 63H50L51 65L53 63H55V64H53L52 68L49 69L48 67L49 66L51 67V65H49V64L47 65ZM97 63H96V65H97ZM28 64H30V63H27V65ZM257 65H258V67H257ZM98 66H100V65L98 64ZM105 66H107V64ZM130 66H129V68H130ZM140 66H142V64ZM37 67L35 68L36 70H37ZM95 67L97 68V66H95ZM111 67L112 66H110V68ZM151 67H153V66H151ZM93 68H94V70H93ZM108 68H109V66L107 67V69H105V68L104 69L108 70ZM144 68H145V66L143 67V69ZM112 69H114V68H112ZM133 69H135V68H133ZM133 69L130 68V70H133ZM125 70H126V68H125ZM125 70H123V72H126ZM183 70L185 71V73H182ZM93 71H95L96 73L95 72L93 73ZM99 71H100V69H99ZM66 72L69 73V75L68 76L64 75V77L67 76L66 80H64V79H62V76ZM90 72H92L91 76L89 75ZM130 72H132V71H130ZM139 72H142V71H139ZM149 72H151V71H149ZM128 73L127 74L125 73L127 75V77H123V80L121 79V81H118L119 86L121 85V87H122L121 89H123V90L121 91V90H119L120 89L119 86H118L119 88L115 86L116 88H118V89H115V90H118V92L119 91L120 92L125 91L124 90L125 88H123V87H125V86H123L124 83L126 85V82H127L129 84V85L128 84L127 85L130 86V82H132V79H129V78H134V77H132L134 74L129 75V77H128ZM135 74H137V73H135ZM142 74H143V72H142ZM117 75H118V73H117ZM117 75H115V76H117ZM146 75H148V74H145V76ZM188 75H190V73ZM207 75H209V74H207ZM115 76H114V79H115ZM118 76L120 78V76H122V74L119 73ZM143 76H144V74L142 76H140V78L143 77ZM161 76H159V77H161ZM252 76H250L251 78L249 77L251 80L253 79ZM186 77H188V76L186 75ZM217 78H219V77H217ZM249 78L248 77L246 78V79H248L247 83L249 85L247 86V83H246L245 87H244V85H242L243 88L245 89V92H246V89L249 90V91H251L250 90L251 88L254 89L255 84L258 83L257 80H256L257 82L255 81V79H253L254 81L253 80L250 81ZM118 79H115L116 82H117ZM128 79L130 81H128ZM187 79L189 80V78H187ZM115 80H113V81H115ZM156 80H159V78L158 79L156 78L155 81ZM90 81H91V79H90ZM135 81L136 80H134L133 83H135ZM137 81H139V80H137ZM144 81H143V84H144ZM248 81H250V82H248ZM111 82H112V80H111ZM116 82L114 84H117ZM190 82L191 81H188L187 83L191 84ZM240 82H238V83H240ZM245 82H243V83L245 84ZM32 83H34V82H32ZM97 83H99V82H97ZM101 83L102 82H100V84ZM176 83H175V85H176ZM200 83H202V82H200ZM228 83H229V81H228ZM231 83L233 84L232 81H231ZM238 83H237V85H239ZM95 84L96 83H94V86H95ZM110 84L113 85V83H110ZM110 84H107V85H110ZM155 84H158V83H155ZM225 84L226 83L224 82V86H225ZM32 85H34V84H32ZM83 85H84V87H83ZM112 85H111V87H112ZM168 85H167V87H171V84L169 86ZM228 85H227L228 87L227 86H225V87H227L229 89L230 84H228ZM261 85H264V84L261 83ZM38 86H39V84H38ZM100 86L102 87V85H100ZM232 86L233 85H231V87ZM97 87L98 86H95L94 91H95V89ZM108 87H110V86H108ZM189 87H191V85ZM258 87H260V85ZM80 88H82V89L80 90ZM128 88H130V87H126V89H128ZM138 88L139 87H137L136 89H138ZM160 88H162V89L159 92ZM176 88L178 89V87H176ZM234 88L237 89V87H232V89L231 88L230 89L234 90ZM228 89L227 90L224 89L225 92L228 91ZM255 89H256V87H255ZM111 90L112 89H110V91L108 90L109 93L112 92ZM132 90H134V89L132 88ZM132 90H129V91H132ZM187 90L188 89H186V93H187L185 95L186 97H187V95L189 96V93H190V91L192 89H189L190 91L188 90L189 93H188ZM97 91H98V88L96 90V93H97ZM171 91H174V90H171ZM12 92H13V94L10 95L11 93H9L8 94L9 98L6 99V101H7L6 104L8 105L7 108L15 107V105L19 102V100L21 99L22 95L24 94V91H22V89H21V91H19L17 93L16 92L14 93V91H12ZM106 92H107V90H106ZM118 92L116 93V91H115L116 94H119ZM251 92H253V91H251ZM101 93L104 94L105 92L101 91ZM85 94L87 95L86 96L87 98H88V94H90L91 97L93 96V95H91L92 91H91V93H88V91H87V92H85ZM85 94H84V96H85ZM129 94H134V93L130 92ZM140 94H142V92ZM177 94H181V93L178 92ZM221 94H222V92H221ZM223 94L225 95L226 93L223 92ZM28 95H29V93H28ZM101 95H100V98L102 96H104V95H102V96ZM169 95H171V94H169ZM197 95L199 97L198 92L196 93V95H194V97L197 98ZM228 95H229V93H228ZM190 96H191V93H190ZM94 97L95 96H93L92 98H94ZM107 97H108V95H107ZM116 97L112 96L111 98H109V97L108 98L112 99V98H116ZM127 97L128 96L126 95L125 98L129 99V97L128 98ZM132 97H133V95H132ZM149 97H146V98L149 100ZM164 97H165L164 99L167 98L166 96H164ZM100 98H98V101H99ZM123 98H124V96H123ZM162 98H163V96H162ZM199 98H197V99H199ZM263 98L264 97H262L260 100L262 101ZM78 99H79V97H78ZM89 99L90 98H88V100ZM109 99H108V102H109ZM116 99L114 101H116ZM164 99H163V101H164ZM179 99L181 100L182 98H179ZM225 99H223V100H225ZM227 99H229V98H227ZM82 100L85 101V98H83ZM195 100L196 99L193 98V101H195ZM94 101H90V104H94L95 105ZM101 101H102V98H101ZM101 101L99 103H101ZM126 101H128V100H126ZM135 101H128V110L127 111L126 110L123 111V112L131 113L130 117H133L132 115H134V113H133L134 109H135L134 104L136 103V105H138L137 104L138 102H137L136 99H135ZM143 101H141V103H145L146 100L144 102ZM261 101H259L258 104L255 106L254 111L252 112L251 115H247L245 118H243V123H247L249 121V119L252 117V115L254 116L257 112H259L261 110H264V100L262 102ZM79 102H80V99H79ZM79 102H77V104H80ZM123 102H125V99H124ZM182 102H184V101H182ZM185 102H187V101H185ZM200 102H202V103H199V104H203V101H200ZM71 103L72 102H70V104ZM165 103H166V101H165ZM165 103L162 102V104L166 105L167 103L166 104ZM190 103H192V102L190 101ZM190 103H188V104L190 105ZM152 104L153 103H151V105ZM80 105H82V103ZM96 105H98V104L96 103ZM105 105H106V103H105ZM189 105H184V106H189ZM192 105H194L193 103L191 104V107L194 108V106H192ZM197 105H198V103H197ZM101 106H103V105H101ZM101 106H98V107L102 108ZM202 106L200 107V109H202ZM226 106H228V105L226 104ZM137 107H140V106H136V110H137ZM165 107H163V108H165ZM197 107L199 108V106H197ZM197 107H196V104H195V108H197ZM100 108H98V109H100ZM175 108H178V107H175ZM180 108H178V110H180ZM183 108L184 107L182 106L181 109H183ZM185 108L183 109L184 110L183 111V115H187V116H189L188 114H192V113H188V112H193V114H194V113H196L198 111V108H197V111L194 112V111H190V109H191L190 107H187V108H190V109H186L188 111L186 112V114H184L185 111H186ZM23 109H25V108H23ZM143 110L144 109H141V111H143ZM78 111L79 110H77V112ZM141 111L139 113H141ZM180 111H182V110H180ZM123 112H122V114H123ZM180 113L181 112H179V114ZM14 114H15V112H14ZM77 114H79V113H77ZM80 114L78 115V117L74 118V120H76V119L78 120L80 118L79 122H77L78 124H80V121H81V117H79ZM260 114H262V113L260 112ZM260 114H259V116H260ZM59 115L63 116V114H59ZM195 115H198V113H196ZM62 116H61V118H62ZM135 116H136V114H135ZM57 117H56V119H57ZM71 117H69V118H71ZM194 117H196V116L193 115L192 118L194 119ZM198 117H199V115L197 116V118ZM262 117H264V114L262 115ZM189 118H191V117L189 116ZM126 119H127V121H129L127 117H126ZM74 120H72V121H74ZM195 120H196V118H195ZM198 120L200 121V118ZM59 121H60V119H59ZM59 121H55V122L58 123ZM107 122H105V123H107ZM188 122H189V119H188ZM173 123H175V122H173ZM193 124H191L190 126H193ZM196 125H197V123H196ZM53 126H55L54 123H53ZM92 128H93V126H92ZM98 129H99V127H98ZM51 130H50L51 133H53L52 131H54V130L57 131L56 128L54 130H52V131ZM160 132L162 133V136L160 137L161 139L157 138V141L166 140V141H164L165 143L163 142L164 144H162V145L160 143L158 144L157 141L154 140V138H155L154 135H152L154 133H156V134L158 133L157 135L160 136ZM91 133H93V130H92ZM48 134H50V133H48ZM61 134H63V133H61ZM106 136H108V135H106ZM45 137H44V139H45ZM57 137H51V138L54 139V140H57ZM108 137H110V136H108ZM47 139H48V137H47ZM173 139L178 141V142L173 143ZM221 139H218V140L221 141ZM208 141H210V140H207V142ZM39 142L41 144V141H39ZM217 143H218V141H217ZM43 144L41 145V147L43 146V148H45L46 144L44 142H43ZM48 144H49V142H47V145ZM37 145H39V144H37ZM210 146H211V148L213 147V140H212V144H210ZM45 149H47V148H45ZM45 149H43V150H45ZM51 149H48L45 152H48ZM212 150H215V147ZM261 151H262V149H261ZM33 152L36 153V154H34ZM31 153L33 154V156L31 155ZM29 154H30L31 157L29 156ZM47 154L48 153H44V155H46V156H47ZM65 154H68V155L71 154V155H69L68 158H62L63 155H65ZM27 155H28V157L30 159L29 158L26 159ZM262 156H261V158H262ZM86 157L87 156H85V158ZM105 157H106V155H105ZM63 159H68V161L67 160L63 161ZM118 164H120V163H118ZM181 164H182V162H181ZM181 164H179V165H181ZM15 165H18L20 167V169L22 168V171H27V173L30 174L31 179H33V184H28V185L26 184L25 186H27V187L21 188L22 192L21 191L17 192L19 190L18 188L15 187V186H17L16 185L17 183H16V181H13L12 176H10V174H9V173H11V171L13 172ZM188 165H187V167H184V168L188 169L189 168ZM93 166L95 167V165H93ZM193 167H194L193 165H192V167L190 166V168H193ZM190 170H192V169H190ZM224 171L225 172L227 171V173L224 174L225 173ZM76 172H78V171H76ZM229 174H231V173H229ZM175 178H177V177H175ZM177 179H179V178H177ZM79 180H81V179H79ZM180 180H182L181 176H180ZM191 180H193V179H191ZM229 181L230 180L226 181V183L230 185L231 182H233L235 180H233L231 182H229ZM14 182L16 184H14ZM177 183H179V182L177 181ZM185 183H187V181ZM239 183L235 182L236 185L239 184ZM232 184L234 185V183H232ZM53 186H54L55 190H56V188H58L56 186V184L53 185ZM184 186H186V185H184ZM184 186H182L181 188L185 189ZM194 186H196V185H194ZM235 187H237V186H235ZM181 188H180V190H181ZM175 189H177V188H175ZM184 189H182V190H184ZM66 190L67 189L61 190L60 194L61 193L65 194L64 191H66ZM229 190H231V189H229ZM37 192H39V190ZM175 192H178V191L176 190ZM32 193L34 194V192H32ZM60 194H59V197H60ZM225 194H227V193H225ZM27 195H25V200L27 199L26 201H28V198L26 197ZM190 195H193V194H190ZM83 197H84V195H83ZM191 197H193V196H191ZM238 197H239L238 194L233 193V195H230V197H226L225 199L227 201H229L231 199H235L236 198L235 200H237ZM239 198L241 199V197H239ZM19 199H21V198H19ZM60 199H61V197H60ZM84 199H85V197H84ZM193 199H191V200H193ZM23 200H22V202H23ZM25 200H24V202H25ZM82 202H83V200H82ZM82 202L81 201H79V202L77 201L76 203L80 204ZM18 203H20V202H18ZM28 203H27V205H28ZM101 204H102V202H101ZM222 205H223L222 207L225 206L224 204H222ZM8 206H10V207H8ZM196 206H195V208H196ZM189 207H191V206H189ZM187 210H188V207H187ZM93 211H95V209L92 210L91 207H87V212L89 214H91ZM165 212H167V211H165ZM7 213L9 214V212H7ZM162 213H164V212H162ZM171 213L169 212V214H171ZM187 213H188V211H187ZM239 213L242 214V216L244 217V220L246 222L245 223V227L247 229H245L242 232V234L240 236H238V238L236 240L233 241L234 238H232L233 242L230 243V245H229L230 247H229L228 252L227 253L224 252V254L226 253L227 257H229L228 258L229 262L227 261L225 264H260V263H263L264 259H263V254L262 253H264V252H261L263 250H261V248L259 246L260 242H259V240L257 238H255L256 240L251 238L250 235H249L248 230L249 229H253L254 226L255 227L257 226L258 227L257 229H263L264 228V218L261 219L262 217L260 216V215H263V213H264V194L263 195H259L258 197H256L255 200L253 201V204H251L249 206H246L245 208L240 210ZM10 216H12V214H10ZM64 216L65 215H63V217ZM204 216H205V214H204ZM6 217H5V219H6ZM169 217H171V216H169ZM258 217H261V218L259 219ZM60 218L61 217H58L59 220H57V223L59 224V226H67L66 220L68 219V215L65 216L64 218H61V219ZM171 219H173V218H170V220ZM2 220H3V217H2ZM10 221H12V219ZM75 222L78 225H80L79 227H81V228L83 227V225L89 223V222L86 223L85 221L82 222L80 219L79 220L78 219L75 220ZM53 223H55V222H53ZM1 224H2V222H1ZM3 226H4V224H2L1 227H3ZM7 227H8V225H7ZM52 227H54V226H51V228ZM0 230H1L0 233L4 232L2 230V228ZM7 231H10V230H7ZM11 231L8 232L9 233V236H8L9 239L7 240V242L8 241L10 242L11 239H13L12 238L13 235H12ZM79 231L82 232L81 229ZM80 232H78V233L80 234ZM133 232H134V230H133ZM74 233L77 235L78 234L77 230ZM5 236H7V235H5ZM106 239H107V237H106ZM263 239L264 238H262V240ZM92 240L96 241V240H98V238H96L95 235H94L92 237ZM2 242H4V241H2ZM2 242H0V254H1L2 250L6 251V252L8 250V249H5V250L3 249V246L1 245ZM7 242H4V243L6 244ZM9 242L7 244H9ZM13 242H15V240ZM5 244H3V245L5 246ZM11 244H13V243H11ZM261 244H263V243H261ZM7 247H9V246L7 245ZM7 247L5 246L4 248H7ZM262 247H264V246H262ZM215 248H216V246H215ZM10 251H12V250H10ZM204 253L207 254L208 252L204 251ZM218 253L216 251L211 250V252L208 253L207 255L205 254L203 256V254H201V256L199 255L200 259L199 260L197 259V263L196 264H204L205 261H213L214 262V261H218V260H221L223 258H226V256L224 254H223L224 256L222 255L223 252L222 253L220 252L219 254ZM261 254H262V256H261ZM4 256H6V253H5ZM4 256L2 255L1 259ZM10 256L11 255L8 256V260L10 259L9 258ZM5 258H6V261H7V257H5ZM5 258H4V260H5ZM154 258L155 257H153L152 259L154 260ZM9 263H13V262H10V260H9ZM97 263L99 264V262H97V261H96V263L93 262V263H90V264H97ZM0 264H4V263H0ZM6 264H8V262Z\"/></svg>",
    "mask_w": 264,
    "mask_h": 264
}]
</instances>
